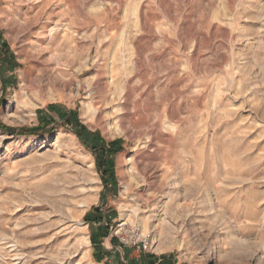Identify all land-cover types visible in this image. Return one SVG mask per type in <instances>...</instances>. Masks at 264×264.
Masks as SVG:
<instances>
[{"label":"rangeland","instance_id":"1","mask_svg":"<svg viewBox=\"0 0 264 264\" xmlns=\"http://www.w3.org/2000/svg\"><path fill=\"white\" fill-rule=\"evenodd\" d=\"M149 261L264 264V0H0V264Z\"/></svg>","mask_w":264,"mask_h":264},{"label":"trees","instance_id":"2","mask_svg":"<svg viewBox=\"0 0 264 264\" xmlns=\"http://www.w3.org/2000/svg\"><path fill=\"white\" fill-rule=\"evenodd\" d=\"M12 62V61H11ZM10 62V63H11ZM2 84L5 85V81L2 79ZM47 110L49 111H55L57 112V108L54 105H50ZM59 116L61 118L64 117L62 113L58 112ZM64 120V119H63ZM66 124L62 123L61 127H70L72 129V132L76 136V138L80 141V143L85 146L88 150L93 152L95 154V163L97 166V171L101 172L102 169H105L103 172L104 176L109 175L108 179L113 183H111V188L114 191L115 187V181L113 177V164L109 160V156H112L118 152V149H115L114 147L116 146V142H113L109 144V149L106 151L104 148V144L99 138L98 134H93L89 133L86 131L85 128L82 126L78 125L75 122V117L74 115H70L66 117ZM57 125H59L57 123ZM5 132L11 134V135H16V136H45L50 134L54 130L55 127H50V123L47 121L45 118L42 120V124L39 125L38 127L35 128H23V129H13V128H6V127H1ZM106 185L108 186V180L105 181ZM101 220H103L102 214L98 209H93L92 213H88L84 217V221L87 224H93V223H98ZM104 238V235L102 233H97L96 235H91V243L94 246V249L97 251L95 252V255L99 256V253L102 251L106 253V251L101 247V240ZM108 254V253H107ZM99 261L102 260V258L97 257ZM145 264V263H144ZM146 264H153L152 261L147 262Z\"/></svg>","mask_w":264,"mask_h":264},{"label":"built area","instance_id":"3","mask_svg":"<svg viewBox=\"0 0 264 264\" xmlns=\"http://www.w3.org/2000/svg\"><path fill=\"white\" fill-rule=\"evenodd\" d=\"M120 243L124 246V247H127L128 246V242L125 240V239H120ZM132 246H136L138 248H142V250L146 251L147 247H148V244L143 241V240H140L138 237H135L132 241Z\"/></svg>","mask_w":264,"mask_h":264},{"label":"bare ground","instance_id":"4","mask_svg":"<svg viewBox=\"0 0 264 264\" xmlns=\"http://www.w3.org/2000/svg\"><path fill=\"white\" fill-rule=\"evenodd\" d=\"M43 75H44V74H43ZM56 78H57L56 76H55V77H53V79H54V80H56ZM35 96H36V95H35ZM115 240H116V239H115ZM109 248H110V247H109Z\"/></svg>","mask_w":264,"mask_h":264}]
</instances>
